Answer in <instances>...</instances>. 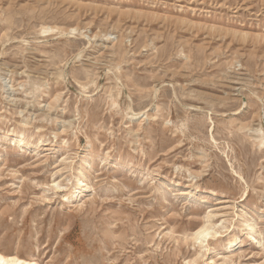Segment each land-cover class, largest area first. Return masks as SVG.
I'll use <instances>...</instances> for the list:
<instances>
[{
    "label": "rangeland",
    "instance_id": "1",
    "mask_svg": "<svg viewBox=\"0 0 264 264\" xmlns=\"http://www.w3.org/2000/svg\"><path fill=\"white\" fill-rule=\"evenodd\" d=\"M0 252L264 264V0H0Z\"/></svg>",
    "mask_w": 264,
    "mask_h": 264
},
{
    "label": "bare ground",
    "instance_id": "2",
    "mask_svg": "<svg viewBox=\"0 0 264 264\" xmlns=\"http://www.w3.org/2000/svg\"><path fill=\"white\" fill-rule=\"evenodd\" d=\"M236 84V83H235ZM40 142V140H39ZM47 144V143H45ZM85 163L84 165L87 166L88 165V160H84ZM83 165V167H84ZM82 167V168H83ZM79 175L75 177V184L74 186L68 191L66 198L65 195H61L62 200H66V201H70L76 202L79 198V196H81L82 191L84 190V186H85V176L83 175L82 171H79ZM57 185V183H56ZM58 186V185H57ZM209 213V212H208ZM206 214V222H204V224L200 225L198 229H196L195 231H193L191 233V236L194 240H199V242L201 243L202 241H204V238L208 235H213V234H217L219 231L216 229H213V224L211 223L210 218V214ZM256 232V227L253 223V220L251 217H245L243 219V228L241 229V233L239 236H237L235 238L234 241H228L226 244V249L228 248H232V247H237L240 244V237L242 235H246L248 237H250L253 233ZM259 243H261V240H258ZM262 245V244H261ZM260 246V245H259ZM0 264H42L37 258L33 257V256H20L17 255L16 253H3L0 252Z\"/></svg>",
    "mask_w": 264,
    "mask_h": 264
}]
</instances>
